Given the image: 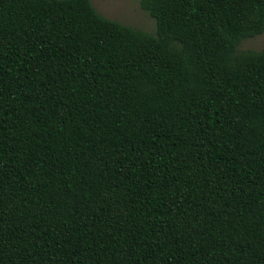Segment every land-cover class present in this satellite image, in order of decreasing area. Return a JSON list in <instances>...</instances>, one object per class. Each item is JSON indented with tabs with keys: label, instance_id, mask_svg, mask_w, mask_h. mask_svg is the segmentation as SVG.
<instances>
[{
	"label": "trees",
	"instance_id": "trees-1",
	"mask_svg": "<svg viewBox=\"0 0 264 264\" xmlns=\"http://www.w3.org/2000/svg\"><path fill=\"white\" fill-rule=\"evenodd\" d=\"M0 0V264H264V0Z\"/></svg>",
	"mask_w": 264,
	"mask_h": 264
},
{
	"label": "rangeland",
	"instance_id": "rangeland-1",
	"mask_svg": "<svg viewBox=\"0 0 264 264\" xmlns=\"http://www.w3.org/2000/svg\"><path fill=\"white\" fill-rule=\"evenodd\" d=\"M94 10L102 17L124 26L154 34V20L140 9L138 0H90ZM264 47V31L255 37L244 39L237 50H260Z\"/></svg>",
	"mask_w": 264,
	"mask_h": 264
}]
</instances>
